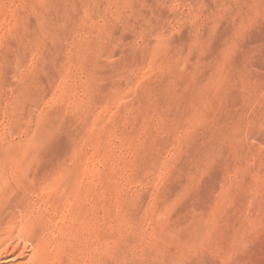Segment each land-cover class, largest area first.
Returning <instances> with one entry per match:
<instances>
[{"label":"rangeland","instance_id":"obj_1","mask_svg":"<svg viewBox=\"0 0 264 264\" xmlns=\"http://www.w3.org/2000/svg\"><path fill=\"white\" fill-rule=\"evenodd\" d=\"M0 243L264 264V0H0Z\"/></svg>","mask_w":264,"mask_h":264},{"label":"bare ground","instance_id":"obj_2","mask_svg":"<svg viewBox=\"0 0 264 264\" xmlns=\"http://www.w3.org/2000/svg\"><path fill=\"white\" fill-rule=\"evenodd\" d=\"M18 229H19V228H18ZM53 237H54V236H53ZM11 239H12V238H11ZM11 239H10V240H11ZM20 239H21V238H20ZM7 240H8V239H7ZM7 240H6V241H7ZM10 240H9V241H10ZM27 243H28V242H27ZM32 243H33V242H32ZM0 244H2V243H0ZM32 245H33V244H32ZM30 252H31V251H30ZM30 254H31V253H30ZM18 255H19V254H18ZM24 255H25V254H24ZM29 256H30V255H29ZM20 264H21V263H20Z\"/></svg>","mask_w":264,"mask_h":264}]
</instances>
